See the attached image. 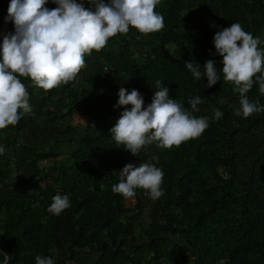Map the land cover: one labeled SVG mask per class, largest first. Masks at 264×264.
<instances>
[{
    "label": "trees",
    "instance_id": "16d2710c",
    "mask_svg": "<svg viewBox=\"0 0 264 264\" xmlns=\"http://www.w3.org/2000/svg\"><path fill=\"white\" fill-rule=\"evenodd\" d=\"M215 1L217 9L210 18H189L208 0L157 4L155 11L163 14L164 28L145 34L129 26L127 33L110 37L99 52L86 54L85 66L75 80L49 91L17 74L29 92L31 111L16 125L0 129V145L7 149L0 155V252L7 254L9 264H36L37 255L53 256L56 264L65 260L85 264L78 255L92 252L96 256L86 264H219L221 260L264 264V187L256 183L243 189L236 181L239 138L259 125L264 130V112L247 118L235 115L240 95L230 96L237 86L225 81L222 57L212 43L215 33L232 23L264 40V0ZM76 2L89 7L88 0ZM9 5L10 1L0 0V45L14 31L13 22L4 19ZM56 6L53 0L45 4L49 10ZM180 20H190L193 30L181 29ZM261 47L264 45H258ZM209 59L216 61L221 78L212 87H207L206 77L194 79L184 64L192 60L202 67ZM157 80H162L169 97L183 104L193 117H208L210 123L198 138L170 149L153 142L134 156L109 131L131 105H113L123 87L142 93L147 106L159 90L154 88ZM253 80L247 96L264 105L260 91L264 67ZM219 89L228 95L220 100L223 103L215 100ZM196 96L203 98L198 111L188 103ZM77 108L93 118V126L69 124L68 116ZM214 109L223 112L221 119H211ZM65 117L67 123H60ZM54 132L72 133L69 139L74 148L66 163L45 175L38 162L54 156L55 151L50 143L34 142L40 134ZM257 153L254 161H264V144ZM153 155L159 157L158 162L151 161ZM145 162L163 171L164 195L156 199L145 230L139 231L134 228V217L147 190L134 189L135 202L128 208L123 195L112 188L120 182L119 170L125 164ZM12 170L29 171L33 176L21 190L4 192L1 183ZM261 172L264 181V164ZM57 194H70L71 206L54 215L48 207ZM175 234L186 247L170 240Z\"/></svg>",
    "mask_w": 264,
    "mask_h": 264
},
{
    "label": "clouds",
    "instance_id": "9594fccd",
    "mask_svg": "<svg viewBox=\"0 0 264 264\" xmlns=\"http://www.w3.org/2000/svg\"><path fill=\"white\" fill-rule=\"evenodd\" d=\"M47 2L10 0L4 19L13 22L14 31L7 33L0 45V129L16 125L31 111L29 92L17 74L30 77L35 85L49 91L75 80L85 66V55L92 50L99 52L110 37L127 33L129 26L145 34L158 32L165 26L163 14L155 11L161 0H88V8L76 0H53L57 6L52 10L45 7ZM212 43L216 54L222 57L225 81L234 82L237 86L234 91L240 95V108L235 115L247 118L253 113L264 112V105L258 98L250 101L247 96L254 83L253 77L264 67V47L258 48L264 45V40L253 38L239 23H232L217 31ZM184 64L194 79L206 77L207 87L221 81L213 59L206 60L202 67L192 60ZM154 88L159 90L147 106H144L142 93L135 88L129 92L123 87L118 89V100L113 105L114 108L131 105L124 108L109 131L113 140L134 156L143 146L153 142H158L159 148L170 149L198 138L210 123V118L193 117L183 104L170 98L169 89L162 85V80H157ZM260 91L264 94V82L260 83ZM188 103L192 110L198 111L197 106L203 103V98H189ZM213 112L211 119L223 117L219 109ZM6 151V147L0 145V155ZM158 160L156 155L151 157V161ZM119 175L121 180L113 186L114 193L134 198V189L141 188L148 190L146 194L153 200L164 195L161 188L164 173L154 163L125 164ZM70 206V194H57L48 211L59 215ZM35 260L36 264H56L53 256L37 255ZM0 261L9 264L7 254L0 252ZM219 264L226 262L221 260Z\"/></svg>",
    "mask_w": 264,
    "mask_h": 264
},
{
    "label": "rangeland",
    "instance_id": "374dc122",
    "mask_svg": "<svg viewBox=\"0 0 264 264\" xmlns=\"http://www.w3.org/2000/svg\"><path fill=\"white\" fill-rule=\"evenodd\" d=\"M166 0H161V2L157 5V7H164ZM216 1L208 0L207 3L203 4L201 8L194 9L193 12L190 13L189 18H210L212 14L216 11ZM248 21V19H246ZM181 29L193 30L192 24L190 20H180L178 23ZM261 31L264 33V26ZM179 53H182V50H176ZM263 68V67H262ZM227 92L224 89H219L217 91L215 100L220 101L224 100L227 97ZM231 97H237L238 93L234 91V89L230 93ZM66 124L67 119L60 120V123ZM79 131H83V129H79ZM72 133L60 134V132H54L48 134H40L37 140L34 143L42 144L46 146L48 143L51 144V149L55 151V155L48 157L45 160L38 162V166L45 175L53 174L55 172L52 167H56L58 164L64 162L66 163L68 160L69 153L74 148L73 141H70V137ZM60 139H63L60 141ZM264 139V130L261 126H257L253 129L249 134L245 135V137L240 136L239 140L242 141L239 143V158L237 160V175L236 181L237 184L241 186L243 189L252 188L256 183H260L261 187H264V181L261 172V166L264 164L263 159L259 161H254V157L258 156L257 150H260L263 146ZM68 140V141H66ZM29 141H34L32 138ZM32 173L29 171L22 170H12L11 175L1 183V190L4 192H8L9 190H21L23 186L28 183V181L32 177ZM131 198V197H130ZM132 202H135V199H132ZM156 203V200H153L149 195L144 198L140 211L134 217V228L139 231H144L147 227V223L149 220V214L153 209V205ZM170 240L178 243L179 245L186 247V242H184L180 236L173 235L170 236ZM187 256H190L189 252L186 253ZM96 253L89 254H80L78 255V260L82 263H90L92 259H94ZM72 264H77L75 262ZM124 264V263H122Z\"/></svg>",
    "mask_w": 264,
    "mask_h": 264
},
{
    "label": "built area",
    "instance_id": "2783aa9c",
    "mask_svg": "<svg viewBox=\"0 0 264 264\" xmlns=\"http://www.w3.org/2000/svg\"><path fill=\"white\" fill-rule=\"evenodd\" d=\"M10 1V0H7ZM68 122L71 125L75 126H83V125H88L92 126L93 125V118L91 116L86 115L81 108H77L71 111V113L68 116ZM148 191V190H147ZM132 199L133 197L128 198L123 196V204L125 207H132ZM74 261L72 260H65L64 264H72Z\"/></svg>",
    "mask_w": 264,
    "mask_h": 264
}]
</instances>
